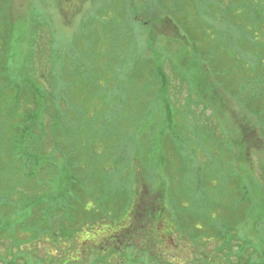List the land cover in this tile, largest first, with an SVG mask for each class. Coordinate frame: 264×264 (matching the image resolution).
<instances>
[{
    "label": "rangeland",
    "instance_id": "rangeland-1",
    "mask_svg": "<svg viewBox=\"0 0 264 264\" xmlns=\"http://www.w3.org/2000/svg\"><path fill=\"white\" fill-rule=\"evenodd\" d=\"M220 1L0 0V149L34 110L36 89L43 110H50L46 123L61 115L58 142L86 152L88 161L78 176L88 187L75 196L83 199L88 214L99 209L95 216L78 215L71 241L59 240L67 247H49L50 256L43 237L33 240L26 233L20 241L30 242L24 246L22 240L20 246L35 262L57 259L56 264L65 257L78 258L74 264L98 257L106 262L108 250L120 245L130 264L150 260L148 253L156 258L153 264H264V28L248 33L241 47L234 45L232 32L223 33L230 44L224 46L218 31L234 26L235 14H225L235 0L212 4ZM237 4L246 5L249 21L264 0ZM3 12L16 31L4 29ZM190 32L199 40L198 53ZM18 85L21 98L15 96ZM160 131L169 134V142L162 145L158 135L149 157L140 133L145 139L146 133ZM157 165L160 181H153L151 166ZM228 171L232 176L237 171L243 182L230 180ZM180 175L184 214L177 215L157 187L166 181L178 188ZM37 176L26 184L43 193L37 180L45 177ZM135 179L152 184L156 202L165 199L169 216L129 223L122 233L102 206L106 209L104 203L115 201L114 194L125 192ZM238 181L247 186L244 195L255 197L254 211L241 202ZM138 185L141 196L151 190ZM134 200L137 211L138 197ZM116 230L122 241L114 244ZM7 246L0 244V256L10 259L14 254L2 252L4 247L10 251Z\"/></svg>",
    "mask_w": 264,
    "mask_h": 264
},
{
    "label": "trees",
    "instance_id": "trees-1",
    "mask_svg": "<svg viewBox=\"0 0 264 264\" xmlns=\"http://www.w3.org/2000/svg\"><path fill=\"white\" fill-rule=\"evenodd\" d=\"M226 1L227 0H221L219 3L212 2V4L219 7V4L222 5V2L225 4ZM238 1L240 0H235V4L231 1V3L227 5L226 10L228 12L225 14V16L231 15V12L235 14V17L233 18L235 20V23L233 24L234 26L228 25L222 28L223 31H218L219 38L217 41H220L224 46H228L230 44L228 43V40H225L222 37L223 33L230 34L232 32L234 34L233 38L235 39L234 45L241 47L242 44L247 41L246 36L248 33H257L258 29L256 27L258 25L260 28H264V15L261 13V11L264 10V7L260 8L257 12L252 11L253 18L252 20H249L251 21L249 25V21L245 18L247 7L245 4H237ZM242 1L244 2V0ZM243 10H245V13ZM210 13L212 14L213 12ZM3 14L7 13L3 12ZM219 15L222 16V14ZM2 23H4V29H10L12 32L16 31L18 28L16 26V30L14 29L13 26L15 23H12L10 27V17L8 14L2 20ZM235 33L237 34V37ZM190 34L193 36L194 44L198 47V49H196V52L198 53L200 50L198 46L199 40L196 37L197 35H193L191 32ZM20 42L21 40L18 41V44ZM3 58V61L8 65L7 59L4 56ZM261 59L262 58L260 57L259 60ZM200 85L203 90L207 91L209 89V87L204 83ZM18 89L19 90L16 91L15 96L16 98H21L23 95V86L18 85ZM0 92H3V90H0ZM33 92L35 95V102L37 103L33 108L34 110L28 112V114L26 113L23 122L17 126V130L11 137L10 142L6 143V140L1 142V144L5 145V147L0 149V242L4 241L0 244L9 246L8 243H11L9 246L10 251H6V248L4 247V251L2 252H4L3 254L5 255L10 254L12 256L14 254V256L12 258L10 257V259H6L7 257H4V255L0 256V264H43L38 262L40 260H36L35 262L30 253L25 251L24 246L30 242L29 239L37 240L43 237L45 239L43 242L48 243L44 246L45 249L43 250L47 252L48 256H50L51 252L49 247H67L68 244L65 242L63 246H59V244H62L59 243V240L65 239L67 240L66 242L71 241L73 237V232L71 230L75 229L73 226L78 225V215L91 217L95 216L96 214L94 212L99 210L97 209L93 212L90 211L92 214H88L89 209L85 206L83 199L79 198L80 196H75L76 193H81L88 187L87 179H80L78 176V173L85 167V164L88 161L86 152L82 149H78L77 147H74V149L70 147H62V145L58 142L57 137V135L60 134L57 127L62 120L61 115L59 114L56 119L55 115L52 120H49V122L46 123L44 116L45 113L50 112V110H43L44 107L38 99L39 96L37 94V90L34 89ZM211 97L213 99L216 98L215 94H212ZM42 110L44 112L43 115L41 114ZM171 121L172 119L170 117L168 119V125ZM55 130L56 133H53ZM148 133H146L145 139L141 137L142 133H140L141 136H139V142H141L142 148H147L148 156L153 158V154H155V152L152 148L155 147L156 142L154 141H156L157 136L159 135V141L161 144L165 145L169 142V134L164 131H160L157 135L154 133ZM153 135L155 136L154 139H152ZM143 141H145L144 144ZM92 143L93 141L90 143V155L91 153L94 155V144ZM48 149L50 150L48 151ZM17 164H22L24 168L18 167ZM159 165L151 166V173H153L154 178L152 179L153 181H160V176H156L155 173ZM18 174L20 177H18ZM226 174L229 176L230 180L234 181L233 177H237L238 180L243 182L237 171L236 175L233 176L229 173V171L226 172ZM240 174L242 173L240 172ZM37 175L45 177L44 181L37 180L38 185H40L39 187L43 184V193H40V189L35 186H32L33 191L29 190V185L26 184V182L31 178H35L36 180L38 178ZM182 178L183 177L180 175L178 188H176V184L172 183L170 186L166 181L163 183L160 182V185L157 187V189H160L161 187L164 189V193L166 195L165 199H169V201L176 207L175 210L177 215L178 212L184 214L182 200L178 197L179 193H184L185 190V187L181 184ZM176 182H178V180H176ZM240 184L241 183L239 181L236 182V185L240 186L241 189V202H246L250 206V210L254 211L256 209L255 197L251 195V197L248 198L246 196L247 194L244 195V193H248L247 186H243L242 184L241 186ZM137 185L138 187H140V185H144L147 189L148 187L150 189L152 187V184L151 186L150 184H144V180L137 181V179H135L132 181L131 186H127L125 192H121V190H119L116 194H114L113 198L116 197L115 201L111 203H104L107 205L106 209L100 205V207L102 206L103 213H106L107 216H109L108 211L110 212L111 217L115 216V219L112 222L114 224H121L118 231L122 230L120 231L122 233L124 230L130 229V227L127 226L129 223L134 222L135 225L150 224V222H157L158 220L156 218L158 217H160L161 222L164 219L167 220V216H169L167 211H163L166 206L164 203L165 199L162 196L159 198V203L158 201L156 202L155 198L157 194L153 191V189L148 190L146 194L141 196L136 188ZM243 188L246 192H243ZM137 197L138 210L136 211L134 199ZM97 204H99V202H97ZM177 218L178 216L175 220H172V222H177ZM96 219L91 221H95ZM84 223L86 225L89 222ZM113 232L117 233L118 236L112 239V242L117 244L118 241H122L119 234L120 232L118 233L117 230ZM26 233L31 236L29 239H22L24 241V246L22 247L20 245H23V241H20V238L26 235ZM44 234H49L50 238L52 236L53 240L44 237ZM51 241L53 245H49ZM11 247H17V251H15L14 248L11 249ZM28 248L30 250V246H28ZM119 249H121V246L117 245V247L108 250L106 262L102 257H98L94 262L89 264H114L115 262V264H130L131 262L126 263L125 259L122 258L124 255H120L121 251H119ZM148 254V256H150V260L142 263L137 261L132 264H153V261L155 262L156 258L153 259V254ZM130 256L131 261L135 259L132 257V254L126 255V257ZM111 258H113V262L108 261ZM56 260L57 259H51L49 261H51V264H55ZM76 262H78V258L65 257L63 259H59V262L56 264H74ZM169 264L174 263L173 261H170Z\"/></svg>",
    "mask_w": 264,
    "mask_h": 264
}]
</instances>
